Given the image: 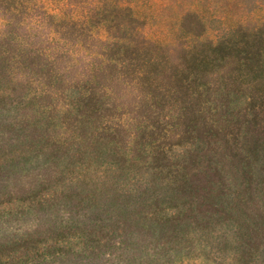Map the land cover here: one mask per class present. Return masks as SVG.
Returning <instances> with one entry per match:
<instances>
[{"label": "rangeland", "instance_id": "1", "mask_svg": "<svg viewBox=\"0 0 264 264\" xmlns=\"http://www.w3.org/2000/svg\"><path fill=\"white\" fill-rule=\"evenodd\" d=\"M36 1L79 5L0 2V264H264V0H139L59 50Z\"/></svg>", "mask_w": 264, "mask_h": 264}, {"label": "trees", "instance_id": "2", "mask_svg": "<svg viewBox=\"0 0 264 264\" xmlns=\"http://www.w3.org/2000/svg\"><path fill=\"white\" fill-rule=\"evenodd\" d=\"M26 1L27 0H0L2 3L7 2L12 4L16 10L24 6ZM64 1L71 2L72 0ZM138 1L139 0H77L76 3L79 5L72 7L73 9L71 12H68L62 7H58V9H52L45 5H39L37 1L33 3V5L40 7L42 17L49 21L51 27L60 26L62 28L61 31L58 29H53V31H50V33L47 35V39L54 43L53 46L59 50L64 49L65 45L69 43L67 41L69 38L66 36V32L70 31L69 27H84L91 32V37L95 34H98V37L94 39L98 43L104 45V47L115 45V42L117 41L116 36H111L110 30L108 29L105 30V34L102 30H104L105 26H114L116 24L126 27L128 19L132 22L139 21V9H136L135 6L136 2ZM97 20L99 22H97L98 24L95 23ZM10 23V19L4 18L0 22V27H4ZM22 23H24V21H22ZM262 34L261 28L254 29L249 32H243V35L246 36V38L250 41L258 39ZM0 37H4V33L2 34V32H0ZM238 37H240V35H238ZM148 38L147 41L151 42L152 39L150 40V38ZM240 39H242V37H240ZM69 41L71 40L69 39ZM239 42L241 41H235L234 43ZM247 43L248 41H245V45Z\"/></svg>", "mask_w": 264, "mask_h": 264}]
</instances>
